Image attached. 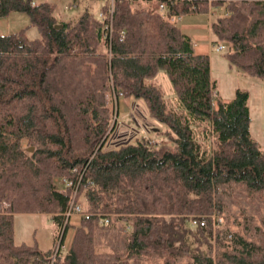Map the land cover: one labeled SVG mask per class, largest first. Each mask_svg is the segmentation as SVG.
<instances>
[{
	"label": "trees",
	"instance_id": "trees-1",
	"mask_svg": "<svg viewBox=\"0 0 264 264\" xmlns=\"http://www.w3.org/2000/svg\"><path fill=\"white\" fill-rule=\"evenodd\" d=\"M208 5L228 64L264 79V0H116L109 27L88 9L61 22L51 2L0 0V18L29 20L0 34V264H264V151L249 134L247 93L221 101L207 55L168 21ZM29 26L38 37L25 36ZM159 72L173 107L153 81ZM121 98L139 100L157 126L105 147ZM54 177L79 179L74 202L88 218L64 217L72 188L57 190ZM25 183L29 194L44 185L37 208L22 202ZM36 211L62 239L71 229L53 257L13 242V215Z\"/></svg>",
	"mask_w": 264,
	"mask_h": 264
},
{
	"label": "rangeland",
	"instance_id": "rangeland-1",
	"mask_svg": "<svg viewBox=\"0 0 264 264\" xmlns=\"http://www.w3.org/2000/svg\"><path fill=\"white\" fill-rule=\"evenodd\" d=\"M203 19V18H201ZM28 17L19 12H11L10 14L0 18V34L18 31L20 28L28 25ZM25 36L28 39L38 37L37 29L29 26L25 30ZM218 42V41H217ZM220 51H208L209 73L210 77L215 81V93L221 101L229 100L233 97L236 89L247 93V106L249 110V134L255 140L261 150L264 151V79L247 75L239 71L235 66L229 65L224 57L227 52L226 44ZM155 84L162 91L165 102L168 106L173 107L172 91L169 81L163 72H159L153 79ZM112 112L115 113V100H112ZM117 115L115 116L116 125L105 141V147H111L117 143L133 140V137L151 136L147 132L148 129L156 128V124L147 118L146 112L139 100H131L121 98L117 106ZM114 117V116H113ZM153 135V133H152ZM200 139V135L198 134ZM152 139H155L154 136ZM203 146L207 145V141L200 139ZM32 148V147H31ZM32 150V149H31ZM57 190H61L64 186L59 182V177L52 178ZM24 192L21 196L25 206L29 205L37 208L36 199L45 194L44 185H40L36 193L29 194L27 190L30 188L29 183L24 184ZM37 195V196H36ZM76 217V216H72ZM214 221H221L213 216ZM71 219V217H70ZM69 219V221H70ZM74 219L71 220L73 222ZM63 226V223H62ZM124 228V226H123ZM62 229L58 228L51 219V215L47 213H15L12 217V238L15 244L24 243L26 245H35L39 250H51L59 237ZM71 229L66 228L63 243L66 246L71 237ZM56 237V240L54 241ZM65 248V247H64Z\"/></svg>",
	"mask_w": 264,
	"mask_h": 264
},
{
	"label": "crops",
	"instance_id": "crops-1",
	"mask_svg": "<svg viewBox=\"0 0 264 264\" xmlns=\"http://www.w3.org/2000/svg\"><path fill=\"white\" fill-rule=\"evenodd\" d=\"M48 1L54 4L53 15L58 21H71L83 10L88 9L94 15L108 0H33ZM134 5L149 8L162 0H129ZM172 1V0H170ZM164 11L160 10L162 13ZM217 9L210 7L206 12H188L179 14V18L174 21L177 27L191 39L194 52L200 55H207L212 50L213 44L219 43L210 29V25L216 20ZM98 17V16H97ZM203 18V19H201ZM208 57V56H207ZM224 101V100H223ZM227 101V100H225ZM224 101V102H225Z\"/></svg>",
	"mask_w": 264,
	"mask_h": 264
},
{
	"label": "built area",
	"instance_id": "built-area-1",
	"mask_svg": "<svg viewBox=\"0 0 264 264\" xmlns=\"http://www.w3.org/2000/svg\"><path fill=\"white\" fill-rule=\"evenodd\" d=\"M114 1L116 0H108L105 9H101L98 11V18H103L106 17L108 19V26L109 27V23L111 20V16L113 14V9H114ZM163 3L160 2L158 4V9L159 10H163ZM222 14L226 15L228 14L227 11H222ZM179 18V14H170L168 15V21L170 22H174L176 19ZM108 31H110V28H108ZM122 37V32H120V38ZM221 49H223V45L220 43H217L216 45H214V50L215 51H220ZM74 170V169H73ZM79 181V179H77ZM76 180V182L74 183L73 181L66 179L65 177H61L59 178V182L63 185V186H68L72 188V195L71 198L68 201V204L65 208V211L63 213L64 217L67 219L70 216H82L83 218H88L90 216V214L85 213L82 211V207L80 206V204L75 203L74 202V194H75V189L77 187L78 181ZM95 216L97 217V222L98 224H106L108 222V216L107 215H102V214H95ZM190 226L192 227H196V226H203L204 222L203 220H197L196 218H189L188 219ZM62 235V231L59 234V237L57 238V241L55 242L52 250V257L58 252V251H62L65 247L64 243H63V239L61 238Z\"/></svg>",
	"mask_w": 264,
	"mask_h": 264
},
{
	"label": "water",
	"instance_id": "water-1",
	"mask_svg": "<svg viewBox=\"0 0 264 264\" xmlns=\"http://www.w3.org/2000/svg\"><path fill=\"white\" fill-rule=\"evenodd\" d=\"M32 148L31 147H29V150H31Z\"/></svg>",
	"mask_w": 264,
	"mask_h": 264
}]
</instances>
